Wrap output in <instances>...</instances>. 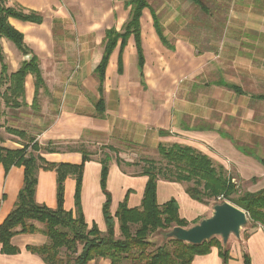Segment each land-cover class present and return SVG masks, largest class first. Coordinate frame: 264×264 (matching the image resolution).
<instances>
[{"label": "crops", "instance_id": "crops-1", "mask_svg": "<svg viewBox=\"0 0 264 264\" xmlns=\"http://www.w3.org/2000/svg\"><path fill=\"white\" fill-rule=\"evenodd\" d=\"M127 1H6L8 6L41 17L38 23L9 18L22 34L28 54L23 55L12 42L1 39V46L6 48L4 58L16 62L14 68H8L9 74L23 60L34 56L38 61L43 86L38 91L37 108L31 106L35 94L32 75L25 78L23 100L25 106L39 110L31 121V128L36 130L31 137L42 148H52L51 152L41 150L40 155L49 162L79 164L82 154L68 147L90 143L118 150L136 144L157 150L159 144L185 145L208 156L217 169L232 172V178L245 186V191L264 189V165L260 162L264 161V110L257 125L249 103H264L256 97L264 93L254 94L243 88V82L264 84V0L216 1L226 8L224 20L217 22L221 28L217 43L223 47L220 52L197 49L192 31L196 13L192 12L198 8L190 0H146L138 37L129 34L124 41L117 38L99 89L95 69L104 53L106 32L124 31L131 10ZM207 8V20L201 22L197 35L214 34L215 14ZM227 84L239 87L242 94ZM16 129L28 135L25 129ZM25 142L11 134L0 137V146L9 149L20 148ZM120 149L119 154H124ZM89 154L82 171L80 205L88 226L95 223L104 234L100 157ZM115 157L109 162L107 176L112 216L128 190V206H139L146 182V177L124 170L125 164L118 165ZM23 178L22 166L6 171L0 164V224L13 210ZM36 178L35 202L55 209L56 171L40 168ZM75 184L74 175H67L63 184V208L67 211L74 210ZM185 188L184 183L160 179L157 202L161 205L175 199L179 216L194 226L211 216L213 207L210 212L207 205L191 199ZM34 223L38 228L35 233L11 238L18 253L0 251V264H46L26 249L48 241L42 224ZM241 229L238 237L231 234L226 243L222 242L227 251L226 264H244L245 255L250 264H264V226ZM114 233L119 236L115 218ZM87 264L110 262L98 258ZM190 264H223V259L212 247L207 254L194 256Z\"/></svg>", "mask_w": 264, "mask_h": 264}, {"label": "trees", "instance_id": "trees-1", "mask_svg": "<svg viewBox=\"0 0 264 264\" xmlns=\"http://www.w3.org/2000/svg\"><path fill=\"white\" fill-rule=\"evenodd\" d=\"M7 0H0V97L4 103L13 107L25 105L24 83L28 75H32L35 94L32 105L35 109L37 95L43 86V79L38 61L33 56L23 60L18 69L8 73L1 39L12 42L23 55L28 54L23 43L22 34L10 23L9 18L20 21L38 23L41 17L33 11L8 6ZM202 13H207V6L203 0H190ZM131 5L129 18L122 33L113 30L106 32V42L102 59L95 69L99 81V89L104 78L105 67L117 38L124 41L129 34L138 37L139 18L142 10L147 7L146 0H128ZM154 26L159 36L161 30L156 18ZM139 63L141 58L139 57ZM225 85V84H224ZM236 93L242 90L234 85L227 84ZM264 100V96H256ZM102 110V107H101ZM1 127V126H0ZM4 130L26 142L20 148L9 149L0 146V164L7 171L11 166H22L24 171L23 186L19 190L13 210L0 224V251L2 254H16L19 249L11 244V238L17 234H30L38 231L34 222L42 224L43 234L47 243L40 246H26L31 253L41 257L46 264H87L98 258L109 260L110 264H190L196 255L207 254L212 247L218 249L227 262V251L223 249L220 238L213 236L199 245L189 244L169 237L170 246L165 244L150 250L152 246L149 236L157 232H169L173 227H188L189 223L179 216L178 205L175 199L164 204L157 202V182L160 179L191 184L187 185L185 192L189 197L199 203L207 204L208 200L221 196L231 201L235 206L247 213L250 227L264 226V189L255 192L244 191L239 193L230 177H226L223 169L213 166L208 156L190 146L173 144L165 146L159 144L157 152L163 164L149 158L142 159L140 171L134 173L146 177L141 203L137 207L128 206V194L118 203L114 216L109 209L111 194L107 190V176L111 157L107 154L100 157V187L105 196L102 205V215L106 224V232L102 234L97 225L90 226L85 222L81 205L80 192L82 184V171L90 154L83 147H68V150L78 151L82 154L81 163H54L46 161L40 151L51 152L50 147H41L33 137H28L24 130L13 127H4ZM107 149L115 151V160L118 165H133L123 160L119 151L113 147ZM264 165V161L260 160ZM55 170L57 173V207L50 209L39 205L34 200L36 173L38 169ZM75 177L74 210L63 208L64 180L67 175ZM236 195V198H233ZM114 218L117 220L119 236L114 233ZM244 264H250L248 257L244 256Z\"/></svg>", "mask_w": 264, "mask_h": 264}, {"label": "rangeland", "instance_id": "rangeland-1", "mask_svg": "<svg viewBox=\"0 0 264 264\" xmlns=\"http://www.w3.org/2000/svg\"><path fill=\"white\" fill-rule=\"evenodd\" d=\"M203 1L210 9H212V12L214 11L215 18H214L213 24L216 23V25H215V29L212 28L213 33H214L213 35L211 36L197 35L198 32L199 33L201 32L200 31L201 29L200 27L202 26L201 22L203 20H207V17L204 13H202L198 9L195 12L191 11L192 14L196 13V15H194L195 20L193 21L195 25H194V29H192L193 33L195 34L194 38L197 39V42L195 45L199 51H203L204 49H212L214 52L217 50L218 52H220L223 49V47H221L222 49L219 48L221 44L217 43V39H218L217 36L219 35L220 33L219 30L221 29L217 25V22H222L224 20V17L226 15L225 13L226 8L224 4L221 6L219 5V3L217 4L216 2L217 0H203ZM4 50H6L5 47H3V51ZM19 59L21 58L19 57ZM5 62L8 63L9 69H11V66L12 68H14L16 65V62L8 61L7 58H5ZM243 88H245L246 90L254 94L264 93V84L257 85L254 82L253 83L243 82ZM3 89H4V85L1 87L0 90L2 91ZM249 103H251L250 106L254 109V113H255L254 123L257 125L261 124L260 120H261L262 112L264 110V103L259 102V101H250ZM38 112L39 110L37 111L31 106L24 105V106L17 108V107L6 105L4 103V100L0 97V126H1L0 127V137H5L7 134H9L4 130V127H15V128H21V129L23 128L28 132L27 136L31 137L32 134L36 133V130L32 129L30 126L31 121L33 119H36L35 116L38 115ZM77 146H79V144ZM81 146L85 150H87L89 153H91V155L96 154V156L98 157H102L103 155L107 154L112 159L116 155L115 151L109 150L105 146H99V145L90 144V143L88 144L83 143L81 144ZM62 148H65V146L62 145ZM120 150L123 151L124 154L121 155L118 153V155L123 160L125 161L127 160L133 163V165H129V166L123 165V169L127 170L130 173H137L140 171V167L142 166V159L144 158L153 159L157 161V163L159 164L164 163V161L161 159L160 155L158 154L155 148L143 147V146H139L136 144H127L126 146H124V148H121ZM223 173L225 174L226 177L231 178V182L235 185V188L238 190L239 193H243L245 191V186H243L241 183H239L234 178H232L233 176L232 172L228 170H223ZM187 185H191V184H185V186ZM236 197H237L236 195H233V198H236ZM223 202H229L233 204L231 201L227 199L225 200L223 197L219 196L216 199L208 200V203L206 205L210 208V212H211L212 207L215 204H220ZM189 226H192V223H189ZM250 226L251 225L247 219V223L242 227L241 230H249ZM167 233L168 232L160 231V232L154 233L151 236H149V240L152 243L150 250L155 249L157 246L163 245V244L170 246V241H169V237L167 236ZM217 237L220 238L219 236Z\"/></svg>", "mask_w": 264, "mask_h": 264}, {"label": "water", "instance_id": "water-1", "mask_svg": "<svg viewBox=\"0 0 264 264\" xmlns=\"http://www.w3.org/2000/svg\"><path fill=\"white\" fill-rule=\"evenodd\" d=\"M247 219L244 210L229 202H223L213 206L211 216L189 228L173 227L167 236L193 245H199L213 236H220L222 242L226 243L231 234L239 236Z\"/></svg>", "mask_w": 264, "mask_h": 264}]
</instances>
